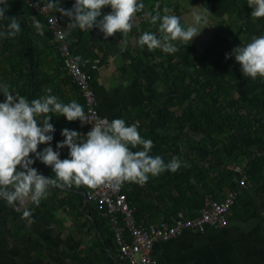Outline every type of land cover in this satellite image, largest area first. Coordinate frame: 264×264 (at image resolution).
I'll list each match as a JSON object with an SVG mask.
<instances>
[{"label": "crops", "instance_id": "1", "mask_svg": "<svg viewBox=\"0 0 264 264\" xmlns=\"http://www.w3.org/2000/svg\"><path fill=\"white\" fill-rule=\"evenodd\" d=\"M236 1L241 4L247 0ZM183 2L186 9L181 19L186 27L195 25L194 14L198 13L204 17V23L195 25L201 32L191 43L197 55L206 64L208 75L219 83L237 85V95L248 96V102L257 109L255 112L264 117V78L258 76L252 79L244 76L234 55H231L234 48L246 46V35L238 24H231L229 20L226 11L230 0L199 2L183 0ZM58 3L63 9H71L64 7L61 1ZM109 9L111 8L106 6L101 11L106 13ZM54 14L61 18L67 37L71 38L70 48L72 42L77 41L76 48L82 64L91 65L90 69L93 65H97L93 68L95 73L92 74L91 84L96 96L94 107L102 120L106 119L110 122L113 119H120L125 110L140 106L147 101L152 102L155 95L147 92L145 85L154 87L157 96L163 99L165 106L170 109L179 108L189 99L186 91L176 92L166 84L152 64L137 63V68H140L138 72L142 74L138 82L142 86L136 84L134 76L137 72L131 71L133 69L128 66L129 61L120 53L108 55L104 62V52L100 50L106 41L103 33L96 29L89 30L86 37L79 33L81 31L79 28L73 29L67 26L71 22L68 17L62 16L60 12ZM222 22L223 25L220 24ZM41 25L44 33L47 29L45 24L41 23ZM134 31L135 34L129 36V43L122 44L123 47L129 46L131 49L139 47L145 57L150 55L146 45L141 47L138 44L142 33L135 28ZM55 41V37L51 39L48 35L38 39L39 56L47 62L43 64V69L52 76L46 92L48 95L56 96L65 104L76 101L83 106L86 113V99L82 98L81 92L73 85L74 80L71 75L59 66L61 61ZM7 54L6 51L4 55ZM226 54L229 57L227 59ZM7 64L6 61L0 66L6 71ZM124 67L128 70L125 71ZM49 89H51L50 93ZM54 117L51 115L50 122ZM58 117H61L58 124L64 129L67 125V129L78 125L82 137L88 133L80 128L79 120L68 121L62 115ZM161 127V123L155 117L150 118V132L157 131ZM239 131L246 150L260 153L264 179V140L252 135L244 126L239 125ZM199 138L200 135L194 134L195 141ZM45 146L48 145L42 144L39 148L43 150ZM62 150L64 148L60 149V152ZM60 155L63 156L62 153ZM66 158L69 157L64 159ZM37 161L38 164L34 168L38 173L55 178L51 167L46 166L39 159ZM233 167L232 164L228 166L230 169ZM132 184L133 182H125L123 186L130 190ZM96 189L97 187L89 188L85 185H73L63 189L50 188L48 197L39 205L30 202L27 204L30 215H25L24 207L9 205L6 200L0 198V264H130L120 258L115 236L118 226L124 227L126 236L129 234L124 214L112 213L105 207H99L96 200L87 198L88 192ZM238 190V196L241 192L240 200L236 201L228 211L229 223L226 227L208 228L205 232L186 230L167 241H156L152 254L157 263L264 264V197L250 182L246 186H238ZM229 191L231 190L222 189L219 197L224 198V194L227 195ZM140 195V198H144L142 192ZM134 200L137 201L132 196L129 203L134 209L135 217ZM242 200L253 204L251 211H247L248 203L241 202ZM162 221L170 222L164 216L141 220L135 217V222L143 225Z\"/></svg>", "mask_w": 264, "mask_h": 264}, {"label": "trees", "instance_id": "2", "mask_svg": "<svg viewBox=\"0 0 264 264\" xmlns=\"http://www.w3.org/2000/svg\"><path fill=\"white\" fill-rule=\"evenodd\" d=\"M39 1L47 3V0ZM58 1L63 2L66 8H72L75 3V0ZM188 1L199 2L200 0ZM139 2L144 4V8L136 14L132 30L126 36L116 33L104 41V46L100 49L104 52V62L108 55L120 53L129 61L128 66L130 65L133 69L131 71L137 72L134 78H136V84L140 86L142 84L138 81L142 78V74L138 72L140 68H137V63L152 64L166 84L176 92L186 91L189 99L179 108L170 109L165 106L164 100L157 96L154 87L145 85L146 91L153 93L155 99L125 110L120 117L126 125L137 124L141 137L153 142L149 155L160 156L165 163L173 157L179 158L182 162L176 172L164 171L158 176H149L144 186L133 183L132 189L124 188L130 203L132 196L137 199V201L134 200L136 219L164 216L173 222L177 216V210L180 209L184 211L187 218H191L207 204V198L210 195L213 198H222L219 197L222 189L237 191L238 186H246L249 182L256 186L258 193L264 197L260 153L246 150L239 131V125L244 126L252 135L264 140V117L255 112L257 109L248 102V96L237 95V85L229 86V83H219L208 75L206 64L197 55L191 42L187 45L174 41L173 43L179 49L174 54L155 49L151 50L150 55L146 57L139 47L134 49L129 46L123 47L122 44L129 43V36L135 34L134 28L140 33L152 32L158 38L162 36L159 31V21L156 24L151 23V16L157 12L161 16L165 14L178 16L182 26L187 28L181 19L186 9L183 0H139ZM165 8L171 11L165 13ZM111 11L112 9H109L103 14ZM251 11L248 0L241 4L236 0H230L226 11L231 24H238L245 33V45L250 43L253 37L264 35V17L254 18L251 16ZM51 12L56 13L53 10ZM5 16L9 18L14 16L21 30L13 38L0 37V64L4 65L6 61L8 63L6 71L3 66H0V86H9L13 95L24 96L29 102L48 95L46 88L52 76L43 69V64L47 62L39 56L38 46V39L43 36L48 35L49 38L54 39L52 31L47 27L46 16L28 7L24 0H8ZM35 21L45 24L47 30L43 35L36 31ZM9 22L8 19H0V31H4ZM95 29L99 30L96 27L90 30ZM87 32V30H81L79 33L87 37ZM67 38L70 41L71 38ZM76 42L71 44L72 53L82 64ZM55 44L58 50L56 41ZM6 51L7 56L4 55ZM59 58L61 61L59 66L66 70L60 54ZM80 66L87 73H95L93 71L95 69H90L91 65L83 63ZM124 70L127 71V67H124ZM73 83L80 91L78 85L74 81ZM82 98L86 99L83 95ZM4 100L3 93H0V102ZM53 116H55L54 120L50 123L53 124L55 131L52 133L51 147L58 150L57 143L65 139L61 135L64 127L58 124L61 117L54 114ZM153 117L161 123L162 127L150 132L149 121ZM68 129L80 133L78 125ZM194 134L200 135L198 141L194 140ZM132 150L141 151L143 148L137 146ZM38 151L43 150L38 146ZM60 153L63 154V156L60 155L61 159L69 157L67 147H64ZM30 158L35 160L32 167L37 166L38 159L35 154H30ZM229 164L234 167L228 168ZM237 166L243 167L244 172L235 171L234 168ZM242 175L246 176L243 184L241 183ZM141 192L144 198H140ZM240 195L241 192L237 201L240 200ZM252 207L253 204L248 203L247 211H251Z\"/></svg>", "mask_w": 264, "mask_h": 264}, {"label": "clouds", "instance_id": "3", "mask_svg": "<svg viewBox=\"0 0 264 264\" xmlns=\"http://www.w3.org/2000/svg\"><path fill=\"white\" fill-rule=\"evenodd\" d=\"M0 5H3L0 19L10 21L5 30L0 31V37L13 38L20 32V24L14 16H5L8 0H0ZM59 5L57 0H47L44 7L68 17L71 22L67 26L73 29L98 28L105 40L116 33L126 36L134 26L136 14L144 8L139 0H75L71 9ZM106 6L112 11L103 14L101 10ZM248 6L252 9V17H264V0H248ZM170 11L164 9L165 13ZM157 21L162 36L158 38L152 32H144L138 44L146 45L150 51L161 49L169 54L179 50L174 41L188 45L201 32L195 25L205 22L197 13L194 14L195 25L185 28L178 16H161L159 12L151 16V23ZM34 26L43 35L41 23L35 21ZM231 55L244 76L264 78V35L253 37L246 46L234 48ZM0 93L5 97L4 102H0V198L9 205L24 207L25 215H30L27 204L39 205L48 197L50 188L119 187L125 182L143 185L149 176L155 177L164 171L176 172L181 167L182 162L177 157L165 163L162 157L149 155L153 142L141 137L137 124L126 125L123 119L101 120L92 125L84 138L78 131L63 129L61 135L65 139L57 143L58 150H54L51 141L55 129L50 123L51 115L58 113L68 121L79 120L83 124L88 122L83 106L76 101L62 103L54 95L29 102L24 96L13 95L7 85L0 86ZM41 144L49 146L38 151ZM137 146H142L143 150L133 151ZM64 147L69 149V158L61 159L59 149ZM30 154L51 167L55 178L38 173L32 167L35 160Z\"/></svg>", "mask_w": 264, "mask_h": 264}, {"label": "built area", "instance_id": "4", "mask_svg": "<svg viewBox=\"0 0 264 264\" xmlns=\"http://www.w3.org/2000/svg\"><path fill=\"white\" fill-rule=\"evenodd\" d=\"M24 1L28 7L39 11L47 18L48 27L58 43V51L64 68L72 76L82 95L86 98L85 115L88 122L82 124L79 121V126L89 132L92 125L102 120L98 110L94 107L96 106V96L95 89L91 84L93 75L85 72L73 55L60 17L57 14H52L39 0ZM96 67V65L92 66V68ZM236 196L237 193L235 191L229 192L224 199H215L209 196L207 204L194 217L187 218L183 211H178L173 223L162 221L150 225L137 224L135 222L134 209L131 208L122 184L119 187L99 186L95 191L88 192L87 198L96 200L99 207H105L112 213L121 212L124 214L129 230L128 236L124 233L123 226H118L115 230L121 259L128 261L130 264H158L152 254L156 241H167L186 230L205 232L208 228L219 229L226 227L229 223L228 211Z\"/></svg>", "mask_w": 264, "mask_h": 264}, {"label": "bare ground", "instance_id": "5", "mask_svg": "<svg viewBox=\"0 0 264 264\" xmlns=\"http://www.w3.org/2000/svg\"><path fill=\"white\" fill-rule=\"evenodd\" d=\"M44 5H45V3H43ZM50 12H51V10H50ZM52 13V12H51ZM54 13V12H53ZM52 13V14H53ZM47 19V18H46ZM61 19V18H60ZM47 27H48V23H47ZM48 29H49V27H48ZM50 30V29H49ZM51 31V30H50ZM97 66V65H96ZM238 168V169H237ZM234 170L235 171H237V172H240V173H242V172H244V169L242 168V167H240V166H237V167H235L234 168ZM245 179H246V176L245 175H242V179H241V183L243 184L244 182H245ZM229 192H231V191H229ZM228 192V193H229ZM236 193H237V196H236V198H235V200H234V203L232 204V206L230 207V210L232 209V207L236 204V201H237V199H238V192L237 191H235ZM228 193H227V195H228ZM226 195V196H227ZM211 196V195H210ZM226 196L224 197V198H226ZM212 197V196H211ZM224 198H222V199H224ZM215 199H220V198H215Z\"/></svg>", "mask_w": 264, "mask_h": 264}, {"label": "rangeland", "instance_id": "6", "mask_svg": "<svg viewBox=\"0 0 264 264\" xmlns=\"http://www.w3.org/2000/svg\"><path fill=\"white\" fill-rule=\"evenodd\" d=\"M64 66V65H63Z\"/></svg>", "mask_w": 264, "mask_h": 264}]
</instances>
